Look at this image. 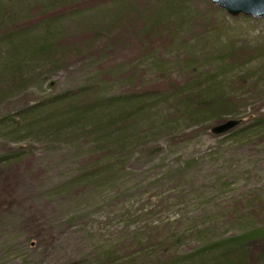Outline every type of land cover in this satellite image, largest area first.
Returning a JSON list of instances; mask_svg holds the SVG:
<instances>
[{"label": "rangeland", "instance_id": "obj_1", "mask_svg": "<svg viewBox=\"0 0 264 264\" xmlns=\"http://www.w3.org/2000/svg\"><path fill=\"white\" fill-rule=\"evenodd\" d=\"M227 119L241 123L210 132ZM6 155L0 264L208 260L264 227V16L209 0H0Z\"/></svg>", "mask_w": 264, "mask_h": 264}, {"label": "trees", "instance_id": "obj_2", "mask_svg": "<svg viewBox=\"0 0 264 264\" xmlns=\"http://www.w3.org/2000/svg\"><path fill=\"white\" fill-rule=\"evenodd\" d=\"M128 4L132 3L129 2ZM50 32L54 33V35H50L49 40L56 39L58 41V27L52 25ZM16 159L17 156L6 155L1 158L0 163L8 165ZM263 240L264 227L245 231L238 236L221 242L217 252L208 260L201 261L199 264H249L254 254L256 264H264V247L260 249L255 247V243Z\"/></svg>", "mask_w": 264, "mask_h": 264}, {"label": "water", "instance_id": "obj_3", "mask_svg": "<svg viewBox=\"0 0 264 264\" xmlns=\"http://www.w3.org/2000/svg\"><path fill=\"white\" fill-rule=\"evenodd\" d=\"M212 4L226 10L231 16L239 14L259 18L264 16V0H209ZM241 123L240 119H229L211 127L214 135L224 134Z\"/></svg>", "mask_w": 264, "mask_h": 264}]
</instances>
